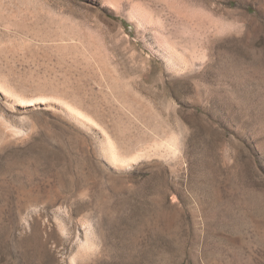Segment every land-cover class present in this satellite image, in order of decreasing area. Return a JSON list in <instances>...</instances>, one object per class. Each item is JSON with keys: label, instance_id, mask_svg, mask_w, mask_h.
<instances>
[{"label": "rangeland", "instance_id": "374dc122", "mask_svg": "<svg viewBox=\"0 0 264 264\" xmlns=\"http://www.w3.org/2000/svg\"><path fill=\"white\" fill-rule=\"evenodd\" d=\"M0 264H264V0H0Z\"/></svg>", "mask_w": 264, "mask_h": 264}]
</instances>
